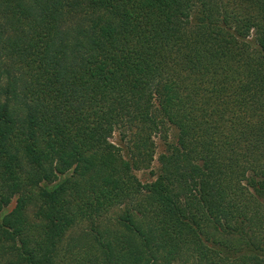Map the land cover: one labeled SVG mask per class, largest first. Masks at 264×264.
Here are the masks:
<instances>
[{
  "label": "trees",
  "instance_id": "1",
  "mask_svg": "<svg viewBox=\"0 0 264 264\" xmlns=\"http://www.w3.org/2000/svg\"><path fill=\"white\" fill-rule=\"evenodd\" d=\"M175 263L264 264V0H0V264Z\"/></svg>",
  "mask_w": 264,
  "mask_h": 264
},
{
  "label": "rangeland",
  "instance_id": "2",
  "mask_svg": "<svg viewBox=\"0 0 264 264\" xmlns=\"http://www.w3.org/2000/svg\"><path fill=\"white\" fill-rule=\"evenodd\" d=\"M176 134V129L174 127L170 128V140L174 139V136ZM112 141H114L116 144L120 145V146H125V142L122 139V134L119 131H116L112 138ZM165 148L164 142L162 139L156 138V157L157 155ZM158 161L157 158L155 159L152 167L153 169L157 170L158 169ZM136 174L140 177V179L144 182L146 181H151L154 179V176L152 175L151 171L148 170H139L136 171ZM16 201L14 200L12 202V204L9 206L8 210H11L14 206H15ZM177 264V263H175Z\"/></svg>",
  "mask_w": 264,
  "mask_h": 264
}]
</instances>
